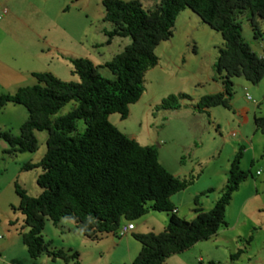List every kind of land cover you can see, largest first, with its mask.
<instances>
[{
    "label": "trees",
    "instance_id": "obj_1",
    "mask_svg": "<svg viewBox=\"0 0 264 264\" xmlns=\"http://www.w3.org/2000/svg\"><path fill=\"white\" fill-rule=\"evenodd\" d=\"M101 19L110 22L103 28L105 42L111 37L129 36L130 41L101 65L112 77L102 75L86 56H70L71 73L77 80H63L49 71H31L36 79L19 85L12 92H0V107L7 102L20 103L26 117L18 132L0 129L9 153L36 148L34 130H46L45 149L36 161H24L21 169L39 167L35 182L40 186L36 195H29L17 182L16 207L22 214L25 230L19 231L30 257L42 252L50 258H60L68 264H81L78 251L71 247H50L41 234L45 217L56 224L68 218L83 235L97 238L106 232H116L121 220L143 214L148 206L166 210L168 217L159 231L134 232L139 249L123 264H162L165 258L196 241L211 236L225 224L224 210L231 192L245 177L239 165L242 145L229 159L226 180L219 195L206 209L194 206V215L186 219L175 212L170 195L186 185L185 179L171 173L158 160L154 144H141L120 131L107 119L117 112L124 117L128 104L140 95L143 71L156 63L155 45L170 36L179 10L188 7L222 38L211 64L213 78L222 88L198 97L194 106L203 108L220 104L229 107L232 76H242L256 83L264 75V48L261 54L243 39L237 16L248 10V21L254 37L261 35L257 19L264 24V0H157L144 7L140 0H101ZM186 93L168 94L155 106L177 108L179 98ZM76 103L67 111L52 116L67 101ZM254 127L264 133V115L253 114ZM81 118L85 126L75 130ZM264 147V140H263ZM208 187L207 189H209ZM197 196L195 195V200ZM11 222V221H10ZM240 249L230 253L236 257ZM206 264H217L209 260Z\"/></svg>",
    "mask_w": 264,
    "mask_h": 264
},
{
    "label": "rangeland",
    "instance_id": "obj_2",
    "mask_svg": "<svg viewBox=\"0 0 264 264\" xmlns=\"http://www.w3.org/2000/svg\"><path fill=\"white\" fill-rule=\"evenodd\" d=\"M73 2L74 5L68 0L65 3L67 9L50 18L53 10L50 12L48 9L57 6L55 0H10V10L7 14L10 15V21L13 20L9 25L2 22L5 11L1 10L7 9L8 4L1 0L0 92H12L19 85L35 82L30 68L49 71L63 80L78 79L75 73H70L71 65L67 59L49 58V53H53V50L47 52L45 58L31 59L29 54L21 55L23 44L30 48L35 46V35L28 34L20 26L17 16L14 17V11H18L21 20L27 18L29 22L34 18L30 12L38 18L41 13L48 14L47 17L55 21V26L52 27L53 23L50 22L46 27L37 24V30L33 27L35 31L40 32L35 36L36 44L45 48L55 39L58 42L60 40L63 47L71 49L74 57H91L93 62L100 63L97 69L102 75L113 76L110 70L101 64L129 42L130 37L116 36L109 44L98 48L89 46L87 49V45L99 41L102 36L98 27L101 24L106 27L111 25L101 19L103 6L100 0ZM140 2L144 7H150L157 0ZM248 16V10L237 16L240 32L243 39L258 52L264 47V24L257 19L261 35L254 37ZM221 41L220 33L203 22L194 11L188 7L179 10L170 36L160 40L154 47L157 61L143 71V89L140 95L128 104V112L124 117L114 111L107 114V119L127 135L137 133L136 139L139 143L154 144L158 150L159 162L170 172L175 171L177 176L185 179L186 185L174 192L172 200L176 202V213L186 219L194 215V206L206 209L212 205L226 180L229 159L241 144L239 165L246 175L231 192L225 205V224L184 252L199 253L202 262L195 261L196 264H206L209 260L217 264H264V133L254 127L252 117L253 113L264 115V75L256 83L247 81L250 87L247 92L251 97L248 100L242 98L244 90L240 81L246 82L245 79L240 75L231 77L232 106L247 107L246 119L238 118L237 114L232 115L231 109L220 104L207 106L204 110L194 106L200 95L222 88L219 79L213 78L211 68ZM180 92L187 94L179 98L181 103L184 100L183 105L187 104L186 108L181 105L177 111H168L164 115L159 112L158 118H150L151 124L144 126L145 119L150 117L147 105L154 109L163 97ZM257 101L259 102L256 103ZM75 103L74 99L67 101L52 116L64 113ZM26 114L22 104L7 102L0 108V129L17 133ZM84 126L83 120L77 118L73 132L82 131ZM34 135L37 143L34 150L14 153L4 150L8 144L0 138V238L4 237L7 231L16 232L14 236L17 237L20 235L19 231L26 229V226L22 225V214L16 207L18 196L14 191V182L22 186L29 195H36L41 189L35 182V175L40 168H20L24 161L39 159L45 149L46 130L35 129ZM208 187L210 188L207 189ZM149 203L147 200L148 208L143 214L131 219L135 224L133 231H159L163 228L168 217L167 211L151 209ZM41 234L52 246L64 244L83 250L86 248L85 255L87 259H91V248L84 244L87 238L70 219L61 218L60 223L53 224L50 218L45 217ZM109 236L113 238L112 235ZM127 236L129 240L139 244V241L132 237L131 231L127 232ZM66 247L68 246H64ZM237 249H240L238 256L230 257V253ZM57 260L63 263L61 259ZM191 260L186 262L185 259H179L173 264H191Z\"/></svg>",
    "mask_w": 264,
    "mask_h": 264
},
{
    "label": "crops",
    "instance_id": "obj_3",
    "mask_svg": "<svg viewBox=\"0 0 264 264\" xmlns=\"http://www.w3.org/2000/svg\"><path fill=\"white\" fill-rule=\"evenodd\" d=\"M43 1L47 2V0H43ZM67 1L68 0H55V2L57 3V6L55 8L48 9V11H50V12L53 10V13L50 15L51 16L50 18H52V16H54V14L58 13L59 11H65L67 9V5H65V3ZM73 1H75V0H70V3L74 5L75 3ZM0 2H1V0H0ZM5 2H7L5 4H8L7 5L8 8L7 9L5 8V12H4L5 16H4L2 22L5 23V24L11 25L10 23L12 22L13 19H11V21H10V17H9L10 15L7 14V12L10 10V7H9L10 0H5ZM53 3H54V1H53ZM102 14H101V16H102ZM30 15L34 16V18H38V17H35L36 14H34L33 12H30ZM47 15H46V13H41L39 18H38V20L34 21L33 20L34 18H33L32 22H29V20L27 18H24L25 21L29 22L28 23V22H25L22 17H21L22 20L20 19V15H19L18 11H14V17L17 16L16 17V18H18L17 22L20 24V26H22L25 29V31L28 32V34L32 33L35 36L36 35L38 36L39 33H40L39 30L35 31L33 29V27L35 29L37 28L36 27L37 24L39 26L46 27L47 24L51 22V24L53 23L52 27L55 26L54 25L55 21L50 19V18H48ZM103 28H109V27H106L104 24H101V26L98 27V32L101 33V35H102L100 40L97 41V42H94V43H91V44L87 45V49L89 48V46H92V48L93 47L98 48V47L102 46L103 44H109L112 41V39L114 37H116V35H114V36L111 37L109 42H105L106 35H105L104 31H103ZM58 31H60V29ZM59 35H60V33H59ZM35 36L33 37V40L35 41L34 42L35 43L34 47L30 48L27 45L23 44V47H22V50H21V55L22 56L25 55V54L26 55L29 54L28 57L31 58V59H34V58L37 59L39 57L40 58H45L46 57V53L50 52L51 50H53V53H51V52L49 53V58L50 59H58V58L67 59L68 57H70V56L72 57L73 56L71 49L70 48L67 49V48L63 47L60 40L58 42V40L55 39V41H52L51 43H49V45H46L45 48H44L43 46H41L39 44H36L37 41H36V37ZM27 39H28V36H27ZM74 44L75 43H73V45ZM263 48L264 47H262V49ZM252 49L254 51H256L254 48H252ZM98 52L99 51H97V54H98ZM261 52H262V50H259L257 53L261 54ZM89 59L93 62V59H91V57ZM68 62H69V60H68ZM93 63L94 64H100V63H95V62H93ZM29 71H30V74H31V71H36V70L34 68H30ZM70 76H72V75H70ZM244 81H246V82H242V81H240V82L242 84L243 90L244 89L247 90L250 87H249V84H248L247 80H244ZM242 98L244 100H248V99H246L244 97V91L242 93ZM258 102L259 101H257L256 103H258ZM183 104H184V100L182 101V103L180 102V106L177 107V108H157V107H155L154 109H153V107L150 108L147 105V111H149L148 113H149L150 117L145 119V125L144 126L148 127L151 124L149 122V119L150 118H154L155 119L156 116L159 114V112L163 113V115H164L168 111H177L178 109H180L181 105H183ZM186 105L187 104L183 105L184 108H186ZM2 107H0V108H2ZM204 108L205 107H203L202 109L204 110ZM228 108L231 109L232 115L237 114L238 118L246 119L247 110H248L247 107L239 106L238 108H234L232 106V103H231V97L229 99V107ZM147 111H146V113H147ZM157 118H158V116H157ZM145 129L147 131V128H145ZM128 135L130 137H133L134 139H136L137 133H129ZM144 144H151V143L148 142V143H144ZM157 156H158V150H157ZM158 160H159V158H158ZM173 174L176 175V172L174 171ZM173 195H174V193H172L169 198H170L171 202L173 203V205L175 207V212H176L177 211V207L175 205L176 202L174 203V200H172V196ZM60 220L61 219H59V221L57 223H60ZM163 220H165V218H163ZM125 222L126 221L121 220L120 224H124ZM8 223L11 224L10 220H8ZM72 223L74 224L73 221H72ZM134 227H135V224L133 223V226L130 229L126 230L123 234H118L117 232H106V233L100 234L97 238H89V237H86L85 235L82 234L85 238H87V240H86V242H84V244L88 245L87 248H91L89 250L90 253L92 254V255L89 256L91 259H87V255H85V251H87L86 248L84 250L80 249L78 247H76V248L71 247V248L76 249L78 251V259H79L81 264H123V263H127L133 258V256L136 254V252L138 251L139 246H140L139 244H136V242H134V240H129L128 236H127V232L131 231L132 237L134 239H136L133 236V233L134 232H140V231H133ZM14 233H16V232L7 231L6 234L4 235V237L0 238V264H68V263L64 262L62 259L61 260L63 261V263L58 262L57 259H60V258H53V259L50 258L44 252H42L41 254H39L36 257H30L27 254L26 250H25V246H24V244L21 241L20 235L15 237ZM108 235H112L113 238L110 237V236L108 237ZM103 237H105L104 240H102ZM90 240H94L95 242H88ZM103 241H105V243H103ZM195 243H199V242L196 241L193 244H191L190 246H188L187 248H185V249H183V250H181L179 252L172 253V254L168 255L165 258V260H164V262L162 264H173L174 262H177L179 259H182V260L185 259L186 262H188V260L192 259L191 261H189V262H193L191 264H196L195 261H197L199 263L202 262V256L199 253H194V252H191V251L190 252L188 251L186 253L184 252L186 249H190L189 247H191L192 245H195ZM53 246L63 247V248H64V246L70 247V245H64V244L53 245ZM53 246L50 245V247H53ZM178 255H182V256L179 257Z\"/></svg>",
    "mask_w": 264,
    "mask_h": 264
},
{
    "label": "built area",
    "instance_id": "obj_4",
    "mask_svg": "<svg viewBox=\"0 0 264 264\" xmlns=\"http://www.w3.org/2000/svg\"><path fill=\"white\" fill-rule=\"evenodd\" d=\"M4 11H5V8L1 10V12H4ZM244 97L246 99L251 98L246 89H244ZM255 172H257V170ZM132 226H133V223L131 222V220H127L124 224L119 225L116 232L118 234H123L126 230L130 229Z\"/></svg>",
    "mask_w": 264,
    "mask_h": 264
}]
</instances>
